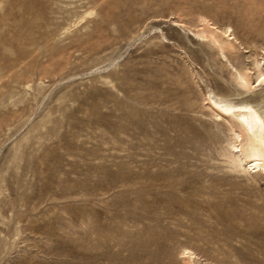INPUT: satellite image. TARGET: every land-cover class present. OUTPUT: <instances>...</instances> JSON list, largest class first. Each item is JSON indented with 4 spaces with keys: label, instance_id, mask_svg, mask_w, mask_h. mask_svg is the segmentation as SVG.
Segmentation results:
<instances>
[{
    "label": "rangeland",
    "instance_id": "1",
    "mask_svg": "<svg viewBox=\"0 0 264 264\" xmlns=\"http://www.w3.org/2000/svg\"><path fill=\"white\" fill-rule=\"evenodd\" d=\"M253 57L264 0H0V264H264V178L206 101L264 114Z\"/></svg>",
    "mask_w": 264,
    "mask_h": 264
},
{
    "label": "bare ground",
    "instance_id": "2",
    "mask_svg": "<svg viewBox=\"0 0 264 264\" xmlns=\"http://www.w3.org/2000/svg\"><path fill=\"white\" fill-rule=\"evenodd\" d=\"M200 36L223 54L235 55L239 51L229 29L211 26L204 28ZM251 65L252 69L245 66L236 76L239 87L246 92H253L264 83V57H255ZM206 101L215 119L222 120L230 133L223 155L231 169L264 178V114L250 104H233L212 96ZM182 256L187 264H195V253L191 250L184 249Z\"/></svg>",
    "mask_w": 264,
    "mask_h": 264
}]
</instances>
